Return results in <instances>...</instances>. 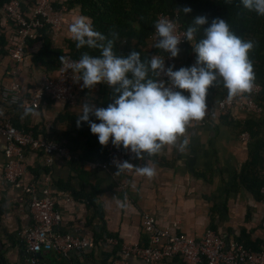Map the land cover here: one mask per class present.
<instances>
[{
	"label": "crops",
	"instance_id": "crops-1",
	"mask_svg": "<svg viewBox=\"0 0 264 264\" xmlns=\"http://www.w3.org/2000/svg\"><path fill=\"white\" fill-rule=\"evenodd\" d=\"M77 16L76 9L65 12L62 33L67 34L66 38H70L68 25ZM10 26L0 14V36L5 42L0 51V91L12 82L13 67L6 53L7 46L15 37ZM38 48L39 44H35L28 49L26 60L18 68L17 81L23 92L30 90L48 73L32 64L31 55ZM185 56L180 47L178 56L174 58L178 69L195 64H186ZM178 69L173 68L174 71ZM80 91L73 105L45 100L37 110L31 109L28 115H24L25 110L0 102V111L10 117L16 128L28 129L38 137L59 139L68 125L57 121V117L66 111L79 114L80 106L86 100L93 103ZM93 93L94 89H91L90 94ZM184 95L189 94L184 91ZM217 100L218 96L208 90L207 107L214 106ZM246 117L245 112L232 109L225 116L187 126L176 146L166 145L153 159L133 164V170L126 175L128 186L125 191L118 190L103 172L82 170L84 175H80L58 158L46 167L41 154L26 151V171L20 180L22 185L38 182L45 173L49 174L54 210L60 218L56 230L95 244L90 251L73 252L66 258L44 253L39 260L42 264H111L120 258L123 246L146 245L147 236L141 227L142 212H148L159 227L196 239L209 228L226 243L242 242L244 236L253 244H263L264 203L234 184L242 163L247 159L248 142L242 140L236 124ZM184 140L188 143L181 152L179 145ZM5 148V138L0 135V264H25L27 254L18 235L30 227L31 217L25 194L3 181ZM145 165L155 166L153 178L136 173V167ZM90 194H95L92 207L84 199ZM108 239L115 240L117 245L112 247L107 244ZM127 264L143 263L130 258ZM159 264L184 263L179 258H173Z\"/></svg>",
	"mask_w": 264,
	"mask_h": 264
},
{
	"label": "clouds",
	"instance_id": "clouds-1",
	"mask_svg": "<svg viewBox=\"0 0 264 264\" xmlns=\"http://www.w3.org/2000/svg\"><path fill=\"white\" fill-rule=\"evenodd\" d=\"M241 4L264 17V0H241ZM182 12L186 14L191 9L184 7ZM207 23L206 16L194 17L182 36L169 19L161 17L154 23L156 42L152 47L170 58L178 56L182 38L191 42L203 29V37L192 46L195 64L174 71V65L165 67L164 56L153 55L142 60L135 50L126 57L117 55L113 48L118 33L111 32V38L106 37L94 30L89 17L77 16L68 25L70 38L76 42L77 49L85 46L98 49L100 55L84 52L78 61L62 56L63 70L71 69L74 80L82 81L83 88L91 90L103 83L112 90V102L106 108L96 107L88 100L80 106L77 127L85 122L101 146H107L111 138L114 147L122 146L135 159H142L145 154L149 157L158 154L166 145L176 146L190 122L205 117L206 96L217 80L222 81L230 99L250 94L255 86V72L249 53L255 42L242 40L230 30L225 19L213 18L204 27ZM162 75L167 77V82L161 79ZM184 91L189 95L185 96ZM31 111L25 109L24 115ZM90 117L100 122L95 123ZM187 143L184 140L179 151L183 152ZM115 163L117 173L133 167L128 161ZM135 171L149 179L156 174L155 166L136 167Z\"/></svg>",
	"mask_w": 264,
	"mask_h": 264
},
{
	"label": "built area",
	"instance_id": "built-area-1",
	"mask_svg": "<svg viewBox=\"0 0 264 264\" xmlns=\"http://www.w3.org/2000/svg\"><path fill=\"white\" fill-rule=\"evenodd\" d=\"M56 0H9L0 10L1 17L11 24L15 34L6 48L7 58L12 63V82L5 85L0 91V102L8 107H19L23 110H37L41 102L47 100L54 103L73 105L76 102L79 90L82 88V81H75L71 69L63 70L61 62L54 73H46L44 77L30 90L23 92L20 82L17 81L19 67L24 63L27 56V41L35 39L39 30L44 24L50 25L54 31V37L58 35L60 24L66 9L60 6L54 9ZM173 21L177 26V34L183 35L186 31L178 20L177 13L173 15H160ZM155 23V22H154ZM154 28V26H153ZM156 42L155 29L146 39L147 48H154ZM187 40H181L178 47L185 45ZM69 60H73L66 53ZM165 67L174 65V58L163 52ZM78 61V60H73ZM167 82V77L161 76ZM96 86L93 88L95 89ZM260 86H254L252 92L247 96L229 98L228 95L217 100L214 106L207 107L206 115L201 120L227 115L232 109H237L246 114H258L261 108L254 102L253 97L259 93ZM199 122L192 121L191 124ZM0 135L5 138L6 148L4 151L5 162L3 166V181L21 189L26 196V203L31 217V225L18 236L21 240L27 258L25 264H42L39 255L54 253L66 258L73 252H86L94 249L95 244L91 241L58 233L56 227L60 221L57 212L54 210V198L51 194V178L45 173L38 182L22 185L21 178L26 171V151L41 154L44 165L50 167L55 158L68 163L76 159L65 146L52 139L34 136L30 131L16 128L10 117L3 112L0 115ZM242 140H249V135H241ZM134 154L129 150L116 148L111 144L105 146V158L101 161L92 160L84 162L81 169L84 172H103L111 178L118 190L125 191L128 186L126 175L131 169L117 173L115 162L128 161L133 165ZM261 201L264 203V186L260 190ZM69 201L68 199L66 200ZM141 227L147 236V243L144 246H123L120 258L113 260L111 264H127V260L134 258L143 264H159L166 260L179 258L184 264H264V242L259 251H253L237 241L225 242L213 230L206 228L199 238H193L182 232H170L158 226L156 220L148 213L141 214ZM112 247L117 245L113 239L106 240Z\"/></svg>",
	"mask_w": 264,
	"mask_h": 264
},
{
	"label": "trees",
	"instance_id": "trees-1",
	"mask_svg": "<svg viewBox=\"0 0 264 264\" xmlns=\"http://www.w3.org/2000/svg\"><path fill=\"white\" fill-rule=\"evenodd\" d=\"M8 1L0 0V10ZM25 1L30 4V0ZM61 5L66 11L76 9L79 16L89 17L94 30L106 37L111 38V32L118 33L113 51L117 55L125 57L133 50L140 54L142 60H148L153 55H161V50L147 48L146 39L154 29V22L158 16L173 15L174 13H177L178 20L184 30L192 23L194 17L203 15L208 18V23L204 27L209 26L213 18L225 19L230 30L242 40L254 41L256 46L249 53V56L254 66L255 84L259 85L261 89L253 97V100L261 108V112L247 114L243 122L236 124L239 127V133L241 135L247 133L249 140L246 145L247 159L242 163L234 184L241 186L256 200H261L260 190L264 186V17L245 9L241 0H63L61 4L56 3L53 6L54 9H58ZM184 7H189L191 12L183 13ZM53 36L54 31L51 26L44 24L39 30L38 36L27 41L28 49L39 44V48L31 55V61L34 66L41 68L44 72L54 73L60 63V57L64 53L73 60H79L84 52L92 56L100 55L98 49H89L86 46L77 49L76 42L71 38L63 39L60 46L54 45ZM202 37L203 29L201 28L193 41H187L181 47L186 54V64L195 63L196 55L192 46ZM4 46L3 37L0 36V51ZM174 68L178 69L175 64ZM80 90L81 95L91 99L96 107L106 108L112 102V90L106 84H97L93 94H90V90L87 88L82 87ZM209 92L218 96V99L228 95L227 89L220 80L214 82V85L209 88ZM243 96H247V94ZM79 115L80 113L75 114L69 111L59 115L57 121L65 122L68 129L61 134L59 139L52 137H48V139L65 146L71 153L75 154L76 159L67 164L71 166L73 172L84 175L81 172L84 162L103 160L105 158V146L99 144L97 136L90 132L87 123L81 122L80 127H77ZM90 119L99 123L95 117H90ZM18 129L29 131L24 128ZM155 156L149 157L145 154L142 159L133 157L132 162L136 165L138 162L153 159ZM94 196L95 194L84 196L87 204L91 207L94 205ZM240 243L256 252L260 250L262 245L253 244L244 236Z\"/></svg>",
	"mask_w": 264,
	"mask_h": 264
},
{
	"label": "rangeland",
	"instance_id": "rangeland-1",
	"mask_svg": "<svg viewBox=\"0 0 264 264\" xmlns=\"http://www.w3.org/2000/svg\"><path fill=\"white\" fill-rule=\"evenodd\" d=\"M58 2H60V4H61V0H56L55 1V3L54 4H59ZM62 6V5H61ZM64 7V6H63ZM65 24V23H64ZM62 23L60 24V30H59V32H58V35L56 36V37H54V44L55 45H58V46H60L61 45V42H62V40L63 39H65L66 38V36H67V34L63 31V33H62ZM60 42V43H59ZM59 43V44H58ZM78 96H80V95H78ZM77 96V97H78ZM95 104V103H94ZM95 106H96V104H95Z\"/></svg>",
	"mask_w": 264,
	"mask_h": 264
},
{
	"label": "water",
	"instance_id": "water-1",
	"mask_svg": "<svg viewBox=\"0 0 264 264\" xmlns=\"http://www.w3.org/2000/svg\"><path fill=\"white\" fill-rule=\"evenodd\" d=\"M40 256V255H39Z\"/></svg>",
	"mask_w": 264,
	"mask_h": 264
}]
</instances>
